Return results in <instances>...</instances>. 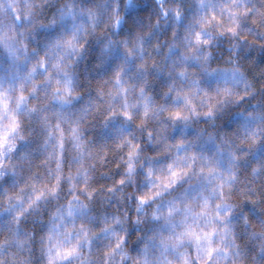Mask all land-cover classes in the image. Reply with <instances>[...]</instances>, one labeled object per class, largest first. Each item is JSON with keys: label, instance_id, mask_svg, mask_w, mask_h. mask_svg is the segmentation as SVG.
I'll list each match as a JSON object with an SVG mask.
<instances>
[{"label": "clouds", "instance_id": "1", "mask_svg": "<svg viewBox=\"0 0 264 264\" xmlns=\"http://www.w3.org/2000/svg\"><path fill=\"white\" fill-rule=\"evenodd\" d=\"M0 264H264V0H0Z\"/></svg>", "mask_w": 264, "mask_h": 264}]
</instances>
